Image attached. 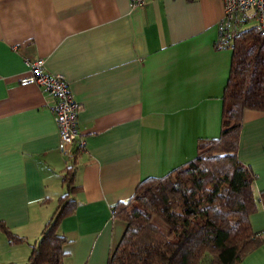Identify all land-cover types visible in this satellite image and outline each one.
Wrapping results in <instances>:
<instances>
[{
	"label": "crops",
	"instance_id": "obj_1",
	"mask_svg": "<svg viewBox=\"0 0 264 264\" xmlns=\"http://www.w3.org/2000/svg\"><path fill=\"white\" fill-rule=\"evenodd\" d=\"M128 1L0 0V221L27 239L11 246L0 232L1 264L26 263L73 161L80 191L75 213L59 225L69 239L63 264H106L124 229L111 206L219 132L230 58L216 25L221 0ZM38 58L67 80L79 105L69 155L58 150L54 98L20 82ZM241 118L237 159L251 166L256 194L264 189V113L248 109ZM248 220L262 233L264 206ZM243 257L237 264H264V242Z\"/></svg>",
	"mask_w": 264,
	"mask_h": 264
},
{
	"label": "trees",
	"instance_id": "obj_2",
	"mask_svg": "<svg viewBox=\"0 0 264 264\" xmlns=\"http://www.w3.org/2000/svg\"><path fill=\"white\" fill-rule=\"evenodd\" d=\"M227 42L230 58L217 136L200 139L194 157L164 175L141 178L129 198L111 206V217L124 229L106 264H237L264 242V230L252 232L248 220L264 206V189L255 194L251 166L237 159L242 112L264 113V33L245 27ZM75 166L73 161L63 169L65 192L39 238L29 244L25 264H63L69 239L59 225L78 206ZM154 220L164 223L166 232ZM0 232L11 246L27 243L2 221Z\"/></svg>",
	"mask_w": 264,
	"mask_h": 264
},
{
	"label": "built area",
	"instance_id": "obj_3",
	"mask_svg": "<svg viewBox=\"0 0 264 264\" xmlns=\"http://www.w3.org/2000/svg\"><path fill=\"white\" fill-rule=\"evenodd\" d=\"M144 1L129 0L128 4L137 6ZM221 3L223 16L216 24L219 32L229 38L251 17L256 30L264 33V0H221ZM27 67V74L20 82L38 85L54 98L51 110L59 131L58 150L69 155L73 141L79 136L77 127L79 105L69 83L61 74L48 72L41 58L28 61Z\"/></svg>",
	"mask_w": 264,
	"mask_h": 264
},
{
	"label": "rangeland",
	"instance_id": "obj_4",
	"mask_svg": "<svg viewBox=\"0 0 264 264\" xmlns=\"http://www.w3.org/2000/svg\"><path fill=\"white\" fill-rule=\"evenodd\" d=\"M154 222H155V224H157L160 227V229L162 231L166 232L167 227L164 223L160 222V220H154Z\"/></svg>",
	"mask_w": 264,
	"mask_h": 264
}]
</instances>
